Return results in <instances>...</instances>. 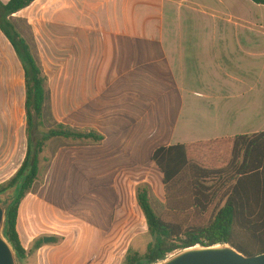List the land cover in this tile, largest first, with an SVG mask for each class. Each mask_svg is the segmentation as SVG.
<instances>
[{
    "label": "crops",
    "instance_id": "crops-1",
    "mask_svg": "<svg viewBox=\"0 0 264 264\" xmlns=\"http://www.w3.org/2000/svg\"><path fill=\"white\" fill-rule=\"evenodd\" d=\"M56 7L73 65L64 60L57 81L74 99L60 103L58 124L94 129L104 140L60 148L22 201L24 264H128L129 234L144 216L136 186H165L158 148L264 132V4L56 0ZM140 224L148 228L146 218Z\"/></svg>",
    "mask_w": 264,
    "mask_h": 264
},
{
    "label": "trees",
    "instance_id": "trees-1",
    "mask_svg": "<svg viewBox=\"0 0 264 264\" xmlns=\"http://www.w3.org/2000/svg\"><path fill=\"white\" fill-rule=\"evenodd\" d=\"M34 1L0 0V30L12 44L25 71L29 127L33 111L38 117L43 114L48 96L46 78L12 17ZM253 1L264 4V0ZM55 137L83 143L104 140V135L94 129L57 124L37 143L34 154L29 141L20 167L7 181L0 183V201L6 207L4 232L22 263L27 252L17 230L19 208L39 177V153L45 143ZM206 150L211 153L209 156L205 154ZM154 161L163 173L166 189L181 185L183 181L191 186L193 201L190 207L198 208L203 217L191 219L190 213L186 220H175L158 214L148 190L139 187L137 201L153 239L144 254H130L128 264L156 261L178 248L198 243L228 242L248 256L264 252V132L160 147L154 154Z\"/></svg>",
    "mask_w": 264,
    "mask_h": 264
},
{
    "label": "rangeland",
    "instance_id": "rangeland-1",
    "mask_svg": "<svg viewBox=\"0 0 264 264\" xmlns=\"http://www.w3.org/2000/svg\"><path fill=\"white\" fill-rule=\"evenodd\" d=\"M56 11V0H35L12 17L17 31L30 45L46 78L47 101L41 117L33 111L31 127L25 106V71L12 44L0 30V183L7 181L20 167L28 150L29 141L34 154L37 143L60 122L58 114V108H62L60 103L74 100L71 96L72 90L61 88L57 81V71L64 60L68 62L66 66L71 68L73 65L69 54L72 52V42L64 41L63 32L54 24ZM261 42L264 44V41ZM63 45L67 47V51ZM184 130L183 121L178 128V135L183 134ZM164 139L165 136H162L160 145L166 143ZM78 142L72 138L55 137L45 143L43 151L39 153L41 169L35 183L36 189L46 175L48 176L57 151L62 147H67L64 150H68ZM205 154L209 156L211 153L207 151ZM157 172L156 167L155 174ZM152 184L144 181L137 185L136 189L143 187L151 192V204L158 214L175 220H186L190 213L191 219L193 216L203 217L198 208L190 207L193 193L191 186L185 181L181 185L169 186L168 189L159 184V190L156 191ZM142 217L136 222L137 229L129 234V255L135 252L144 254L153 239L148 228L141 226Z\"/></svg>",
    "mask_w": 264,
    "mask_h": 264
},
{
    "label": "water",
    "instance_id": "water-1",
    "mask_svg": "<svg viewBox=\"0 0 264 264\" xmlns=\"http://www.w3.org/2000/svg\"><path fill=\"white\" fill-rule=\"evenodd\" d=\"M6 207L0 201V264H23L5 235ZM49 239V238H45ZM141 264H264V252L248 256L228 242L181 247L156 261Z\"/></svg>",
    "mask_w": 264,
    "mask_h": 264
}]
</instances>
